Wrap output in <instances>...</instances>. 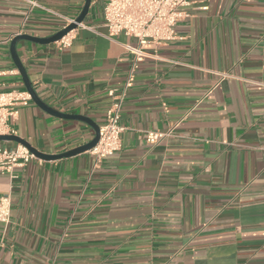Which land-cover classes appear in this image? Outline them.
<instances>
[{
	"label": "crops",
	"instance_id": "0c3cea01",
	"mask_svg": "<svg viewBox=\"0 0 264 264\" xmlns=\"http://www.w3.org/2000/svg\"><path fill=\"white\" fill-rule=\"evenodd\" d=\"M85 3L0 0L1 89L26 90L12 39L49 38ZM190 3L177 37L159 45L108 38L104 0L91 3L68 48L17 43L40 99L98 126L135 60L127 47L144 58L123 106L120 151L0 173V199L12 201L0 264H264V0ZM18 111L14 136L46 154L95 136L32 99Z\"/></svg>",
	"mask_w": 264,
	"mask_h": 264
},
{
	"label": "built area",
	"instance_id": "2783aa9c",
	"mask_svg": "<svg viewBox=\"0 0 264 264\" xmlns=\"http://www.w3.org/2000/svg\"><path fill=\"white\" fill-rule=\"evenodd\" d=\"M95 2L97 0H92V3ZM32 4L36 3L32 2ZM190 6V0H104L103 20L104 27L107 29L106 35L112 39L125 34L136 38L140 46L159 45L172 41L177 37V24L187 17ZM73 22L75 19H67L62 29ZM75 31H71L56 42L60 49L71 46ZM127 50L135 55V60L123 86L120 89L109 90L111 104L106 111L104 123L100 126L99 141L88 151L98 162L113 156L122 147L121 135L124 129L120 121L123 106L134 82L138 65L144 58V54L138 48L127 47ZM30 101L31 96L27 90L6 91L0 88V136L16 134L14 124L19 116L18 107L28 105ZM159 137L151 133L147 140L149 143H154ZM1 144L0 142V173L2 174L11 173L14 168L24 167L37 159L24 146L9 149ZM11 209L10 195L2 197L0 199V222L9 223Z\"/></svg>",
	"mask_w": 264,
	"mask_h": 264
},
{
	"label": "water",
	"instance_id": "95a60500",
	"mask_svg": "<svg viewBox=\"0 0 264 264\" xmlns=\"http://www.w3.org/2000/svg\"><path fill=\"white\" fill-rule=\"evenodd\" d=\"M92 0H86L85 6L81 14L78 16V18L75 19V22L67 26L66 28L60 30L53 36L49 38H40V37H34L30 35H18L15 36L10 45V53L12 56V59L19 70L21 77L23 79L24 85L26 90L31 96V99L35 102L37 106H39L42 110L45 112L58 117L62 119H67V120H79L87 123L90 127L93 128L95 136L94 138L88 142L85 145L79 146L77 148H74L72 150H69L67 152L61 153V154H46L43 152H40L39 150L35 149L32 147L29 143H27L24 140H21L19 137L16 136H0V142H16L20 143L22 146L26 147L37 159L45 160V161H55V160H60V159H65V158H70L73 156H76L78 154H82L85 152L90 151L99 141V131H100V126L95 124L92 120H90L87 117L81 116V115H69V114H64L61 112H58L54 110L53 108L49 107L47 104H45L40 97L38 96L37 92L34 90L33 85L30 82V79L28 77L27 71L23 65V62L21 58L18 55L16 45L19 41H29L35 44H40V45H49L52 43H56L60 41L64 36L69 34L71 31L78 29L80 25H82L88 14L89 10L91 7Z\"/></svg>",
	"mask_w": 264,
	"mask_h": 264
}]
</instances>
